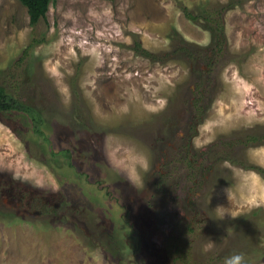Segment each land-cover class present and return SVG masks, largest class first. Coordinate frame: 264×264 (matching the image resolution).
<instances>
[{"label":"rangeland","instance_id":"rangeland-1","mask_svg":"<svg viewBox=\"0 0 264 264\" xmlns=\"http://www.w3.org/2000/svg\"><path fill=\"white\" fill-rule=\"evenodd\" d=\"M214 8L226 39L202 74ZM192 67L210 87L193 125L206 154L188 165L168 158L191 113ZM0 83L44 118L41 135L29 114L0 110V264H223L233 252L264 264V0H55L36 26L0 0ZM11 186L59 208L9 207ZM220 205L237 217L213 220Z\"/></svg>","mask_w":264,"mask_h":264},{"label":"trees","instance_id":"trees-1","mask_svg":"<svg viewBox=\"0 0 264 264\" xmlns=\"http://www.w3.org/2000/svg\"><path fill=\"white\" fill-rule=\"evenodd\" d=\"M22 5H24L29 14L30 18V25L36 26L40 20L47 18V13L50 7V4L54 2L55 0H18ZM185 15L193 20L196 21L199 17L191 13L185 6L182 7ZM224 8L222 9H213V10H206L204 11V14H206V18L209 21V23H213L214 25L210 26V29L213 33L214 40L212 41L211 47L208 49H212L211 55L209 57V64L208 66L212 67L214 66L216 58L220 55L223 49V42H225L226 36L224 34V26L221 19V14L223 13ZM218 41V43H216ZM135 53L137 55H141L147 58H150L152 60L159 59V56L148 49L143 48L142 44L138 41L134 43L132 46ZM210 53V52H209ZM205 81L201 80V82H198L196 84L197 92L195 93V96L198 97V100L196 102V106L200 107L199 102L204 97L205 92H208V88L206 89L204 85ZM0 110L5 112H24L31 116L33 121V128L34 131L43 134V131L40 129V125L43 123L44 118L43 114L38 110L35 109L32 105L29 103L24 102L23 100L17 98L14 94L10 93L8 91V88L0 83ZM258 138L256 135H252L250 137V140H256ZM65 155L69 156V153L72 152L69 149L63 150ZM261 172H264L261 170ZM141 264H155L153 262H144Z\"/></svg>","mask_w":264,"mask_h":264},{"label":"flooded vegetation","instance_id":"flooded-vegetation-1","mask_svg":"<svg viewBox=\"0 0 264 264\" xmlns=\"http://www.w3.org/2000/svg\"><path fill=\"white\" fill-rule=\"evenodd\" d=\"M209 60V59H208ZM195 63V67L197 68L198 66H200L201 61L200 59H194ZM204 62V61H202ZM209 64V61H206ZM212 63H214V61H212ZM207 64V65H208ZM196 68L192 67L191 70V74H192V78L191 80L194 82L195 88L191 90V95L192 98L190 99V105H191V113H189V119L188 121H186V123L184 124V131L183 134L180 135L178 137V149L175 151V154L173 155V157H169V155L167 156V154H164V156L166 158H168V161H178L179 163H182L181 161H183V163L188 162V165H190L193 161V158H190L189 155L190 154H196L197 156H201V158L206 154V151H193L194 149V138H195V132L193 133V125L196 124V132L198 130L197 125H200V120L196 119V102L198 100V97L195 96V93L197 92V88H196V84L198 82H201V80H204V77H202L199 73V71L196 70ZM212 68L210 66H208L207 70H202L203 73L202 74H209V70H211ZM201 71V70H200ZM207 83V88H209L210 86H208V82ZM207 96V92H205L204 97L200 100V103L204 100V98ZM201 107V105H200ZM199 108V107H198ZM198 112V111H197ZM174 121L171 122V124H173ZM170 124L169 126V130L167 131V134L169 132L170 133V137H174L175 136V131L172 127V125ZM164 136V135H163ZM176 142V143H177ZM166 163V162H164ZM201 164V163H200ZM176 165V164H175ZM159 177H164L166 178V174L163 173L162 171L159 172L158 174ZM165 180V179H164ZM4 192H2V194L4 193V196L2 197L3 200H8L7 205L9 207H13V208H20L21 210L24 211V213H26L27 215L30 214H36L39 217L40 216H44V215H52L54 213V211L56 209L59 208V201L58 202H53V200L50 197H45V198H41L40 196H32V195H28L26 196V194L24 193H18V189L14 188L13 186L11 187H7L3 189ZM60 198V197H59ZM6 203V202H5ZM34 208V210H32Z\"/></svg>","mask_w":264,"mask_h":264},{"label":"clouds","instance_id":"clouds-1","mask_svg":"<svg viewBox=\"0 0 264 264\" xmlns=\"http://www.w3.org/2000/svg\"><path fill=\"white\" fill-rule=\"evenodd\" d=\"M135 164L138 169L142 170L145 173L148 172L151 167L149 159L143 155H138L135 157ZM130 183L134 188L137 189H139L142 186L146 187V185L144 184L143 177L138 173H134L130 176ZM225 193L227 195V199L231 204L232 192L230 191V188L225 189ZM214 211L216 213V219L213 220H216L218 222L224 221L227 217H230L232 219H235L237 217L236 213L230 210V207H225L224 205L217 206L216 208H214ZM231 235L232 233L229 231V229H227V235L223 236L219 241L221 251L223 247L227 245L228 238ZM223 264H246L245 255L240 252H233L231 254L224 255Z\"/></svg>","mask_w":264,"mask_h":264}]
</instances>
